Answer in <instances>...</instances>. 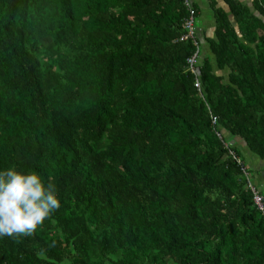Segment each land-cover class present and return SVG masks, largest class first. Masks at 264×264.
<instances>
[{
  "label": "trees",
  "instance_id": "obj_1",
  "mask_svg": "<svg viewBox=\"0 0 264 264\" xmlns=\"http://www.w3.org/2000/svg\"><path fill=\"white\" fill-rule=\"evenodd\" d=\"M209 1L191 71L183 0H0V171L61 203L0 264H264V0Z\"/></svg>",
  "mask_w": 264,
  "mask_h": 264
},
{
  "label": "clouds",
  "instance_id": "obj_2",
  "mask_svg": "<svg viewBox=\"0 0 264 264\" xmlns=\"http://www.w3.org/2000/svg\"><path fill=\"white\" fill-rule=\"evenodd\" d=\"M60 206L55 185L38 173L0 171V237L32 235Z\"/></svg>",
  "mask_w": 264,
  "mask_h": 264
},
{
  "label": "crops",
  "instance_id": "obj_3",
  "mask_svg": "<svg viewBox=\"0 0 264 264\" xmlns=\"http://www.w3.org/2000/svg\"><path fill=\"white\" fill-rule=\"evenodd\" d=\"M192 4L197 5L198 7V13H197V34L201 37L202 41V55L207 56L209 53V48L206 45L204 41V37L207 38H214L215 37V29L216 24L213 16V12L210 6L209 0H190ZM216 3V8L223 9L227 15L232 24L236 27V30L238 32V25L234 19V16L230 12V8L227 5V3L224 0H212ZM237 2L246 5L250 8V10H253V0H236ZM239 33V32H238ZM250 163V166L254 168V170L257 173V180H255L260 186L264 187V162L261 160H258L254 157H251L248 161ZM256 179V178H255Z\"/></svg>",
  "mask_w": 264,
  "mask_h": 264
},
{
  "label": "built area",
  "instance_id": "obj_4",
  "mask_svg": "<svg viewBox=\"0 0 264 264\" xmlns=\"http://www.w3.org/2000/svg\"><path fill=\"white\" fill-rule=\"evenodd\" d=\"M184 5L187 9V17L183 23V28L186 31L180 38V41H187V40H193V44L196 47V51L193 54L192 57L187 59V64L189 66V69L191 71L195 70V66L197 64V60L199 57V49L197 47V42L195 41L196 37V29H195V23H196V16H195V8L193 7L190 0H183ZM195 86L197 88L200 87L199 82H196ZM216 119H212V124H215ZM232 157L237 161V163L241 166V172L247 177V187L253 194V203L257 207L258 211L264 216V187H260V190L258 191V188L256 185L252 183L250 180L247 169L242 166L241 162L235 157V155L232 153Z\"/></svg>",
  "mask_w": 264,
  "mask_h": 264
},
{
  "label": "rangeland",
  "instance_id": "obj_5",
  "mask_svg": "<svg viewBox=\"0 0 264 264\" xmlns=\"http://www.w3.org/2000/svg\"><path fill=\"white\" fill-rule=\"evenodd\" d=\"M195 29H197V26H195ZM242 155H243V157H244V160H245V162H246V165L248 166V168H249V170H250L251 175H253V176L256 178V180H257V177H256V176H257V173H256V171L254 170V168L250 166V163L248 162L247 154H244V151H243V152H242Z\"/></svg>",
  "mask_w": 264,
  "mask_h": 264
}]
</instances>
